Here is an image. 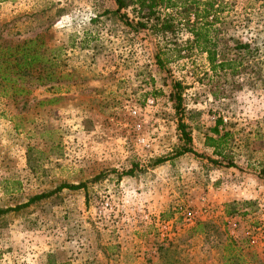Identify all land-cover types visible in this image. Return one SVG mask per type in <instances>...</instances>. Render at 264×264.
<instances>
[{"label":"rangeland","instance_id":"rangeland-1","mask_svg":"<svg viewBox=\"0 0 264 264\" xmlns=\"http://www.w3.org/2000/svg\"><path fill=\"white\" fill-rule=\"evenodd\" d=\"M212 1L217 52H243L232 73L181 24L133 30L115 0H0L3 37L42 39L39 81L0 96V208L84 183L0 214V264H264V0Z\"/></svg>","mask_w":264,"mask_h":264},{"label":"trees","instance_id":"trees-1","mask_svg":"<svg viewBox=\"0 0 264 264\" xmlns=\"http://www.w3.org/2000/svg\"><path fill=\"white\" fill-rule=\"evenodd\" d=\"M115 3L116 13L129 7L132 14L131 18H128L125 12H122L121 16L124 18V23L133 30L148 28L155 35L175 34L177 26L179 24L183 25L191 36V45L205 53L206 61L212 71L229 70L232 73L236 66L242 62L243 52L240 56H235L234 58L228 57L224 53L219 54L216 50L217 35L215 23L217 22V17L214 13L218 10L214 7L215 3L212 0H115ZM41 45L42 39L39 36L19 40L7 39L0 34V96L14 97L25 95L28 93L27 84H29L30 80L33 78L39 81L41 57L38 47ZM233 48L236 51V55L239 51L244 50L251 53L255 50H247L248 45L238 41L233 44ZM155 56L157 61V54ZM180 92V83L173 81L170 85L169 97L176 111L179 110L181 104ZM219 124H221L220 117L215 119L214 124L209 129L216 137L207 136L205 143L207 146L212 147V152L216 155L222 154L220 148L226 143V133H219ZM177 128L184 142L190 143V137L185 131L183 123L178 121ZM183 152H191L198 155L189 145L180 149L176 155ZM163 160L165 159L157 158L154 160V164ZM208 160L215 162V159ZM83 187L84 183L82 182L75 184L61 183L50 191L30 196L22 203L12 207L0 208V214L24 208L61 188L78 189ZM229 205V203L224 205V210L227 214L233 211V208L228 209ZM205 224L203 221H194L190 231L200 233ZM236 243L235 239L229 237L224 242L223 247L229 252L232 247L236 246Z\"/></svg>","mask_w":264,"mask_h":264},{"label":"built area","instance_id":"built-area-1","mask_svg":"<svg viewBox=\"0 0 264 264\" xmlns=\"http://www.w3.org/2000/svg\"><path fill=\"white\" fill-rule=\"evenodd\" d=\"M148 102H151V100H147ZM185 220L188 222V223H193L195 220H194V216L190 213H186L185 215Z\"/></svg>","mask_w":264,"mask_h":264}]
</instances>
